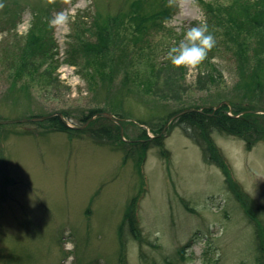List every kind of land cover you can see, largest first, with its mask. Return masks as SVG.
<instances>
[{"label": "rangeland", "instance_id": "rangeland-1", "mask_svg": "<svg viewBox=\"0 0 264 264\" xmlns=\"http://www.w3.org/2000/svg\"><path fill=\"white\" fill-rule=\"evenodd\" d=\"M124 2L0 0V264H119V226L136 195L142 197L138 212L150 240L143 247L149 262L259 264L254 227L226 187L222 170L204 160L201 147L181 126L169 131L178 112L166 121L172 110L214 103L222 93H234L239 79L234 58L224 48L214 53L213 61L223 73L218 86L197 66L186 68L178 84L162 82V95H168L163 98L137 88L153 71L148 62L169 60L168 52L190 28L206 24L198 0H175L178 11L165 29L150 37V53L145 56L142 51L130 66L137 79L124 82L122 71L114 92L107 95L115 100L120 92L123 109L106 104V91L97 88L100 67H91L73 48L79 25L90 26L97 10L118 12ZM8 9L18 12L15 23L9 21ZM58 13L67 19L51 28L60 50L57 69L47 70L48 66L34 62L20 69L16 58L4 54L16 37L28 34L36 18L49 24ZM93 108L120 120L123 140H138L141 128H147L151 139L162 137L170 158H162L160 147L149 149L143 178L137 158L124 160L127 152L91 135L96 115L89 120L83 115ZM65 110L70 116L63 119L73 126L72 135L46 129L47 119L30 120ZM23 119L28 120L14 121ZM214 138L229 159L235 179L264 205V141L249 150L240 137L217 130ZM127 236L128 263L145 264L139 243Z\"/></svg>", "mask_w": 264, "mask_h": 264}, {"label": "trees", "instance_id": "trees-1", "mask_svg": "<svg viewBox=\"0 0 264 264\" xmlns=\"http://www.w3.org/2000/svg\"><path fill=\"white\" fill-rule=\"evenodd\" d=\"M198 1L205 10L208 31L216 39V45L209 52L208 58L199 65L202 75L204 74L214 86L222 83L223 73L213 59L214 53L224 48L234 58L239 79L233 87L234 93L231 92L226 96L222 93V96L214 103L191 107V110L181 113L173 121L169 131L175 126H181L184 133L201 147L204 160L222 170L226 187L239 202L254 227L258 263L264 264V205L251 196L235 179L229 159L214 138V132L217 130L240 137L249 150L258 142L264 141V113L254 111H264V0ZM177 7L175 0L171 4L169 0H125L118 12L112 13L108 10L103 13L97 10L90 26L79 25L76 33L78 41L73 50L75 55H83L91 67L96 66V69L100 67L98 72L101 74V80L97 88L98 92L100 89L106 91L103 96L106 104L123 109L124 96L120 92L118 99L116 97L113 100L112 96L108 97L114 92L118 76L124 71V82L128 80L134 82L137 79L130 67L135 64V56H141L142 51L145 56L150 53V37L155 31L165 29L166 23L177 13ZM7 13L9 21L15 23L18 12L8 9ZM52 33L51 27L48 22H44V18L43 20L36 18L28 34L16 37L13 43L4 48V54L13 59L16 58L20 69L34 62L48 66L47 70L53 71L57 69L61 60L57 58L60 51L59 44ZM222 44L223 47H221ZM148 60H151L150 56ZM74 63L79 64V62ZM148 64L153 71L146 75V79L137 88L140 89L142 86L143 90L152 91L162 98L168 96L164 95L165 93L162 95L165 91L162 90L163 86H159L162 82L163 85H174V83H180L186 76V67L175 68L170 60L161 63L148 62ZM123 66L126 67L125 70L122 69ZM168 72H173L170 78H167ZM44 74L41 73L40 76ZM86 74L90 73L86 71ZM92 78L94 79L93 76ZM95 84L98 85L96 81ZM166 87L171 88V86ZM128 91L134 90L129 88ZM226 99L230 101L229 104L223 102ZM221 102L223 103L217 107ZM181 110L184 109L170 111L166 121ZM104 112L107 111L93 108L89 114L83 115L84 120H89L96 115L89 128L91 135L103 143L111 142L114 149L127 152L124 160L129 156L137 158L139 173L143 178L144 163L149 149L160 147L162 158L163 156L170 158V150L165 147L162 137L151 139L147 128H141L143 132L138 136V140H123L122 123L110 119ZM62 115L70 116L68 110H65ZM46 121L48 122L46 129L63 131L71 135L74 132V128L68 126L66 120L58 114ZM123 126H125L124 123ZM153 130L160 131V129ZM130 151H132L131 154H129ZM141 199L140 195H136L128 203L125 218L119 226L121 243L119 264H129L127 242L130 238L127 235H132L131 241L135 240L139 243L142 261L145 264H156L154 260L149 262V256L143 248L150 243V240L140 225L138 208ZM183 201L193 211L184 198ZM184 252L185 249L182 248L181 253L184 254Z\"/></svg>", "mask_w": 264, "mask_h": 264}, {"label": "clouds", "instance_id": "clouds-1", "mask_svg": "<svg viewBox=\"0 0 264 264\" xmlns=\"http://www.w3.org/2000/svg\"><path fill=\"white\" fill-rule=\"evenodd\" d=\"M55 0H46L47 4ZM173 3V0H169ZM63 13H58L49 21V27L55 28L66 21ZM216 39L210 34L206 24H200L190 28L177 46H173L168 52V59L175 68H196L207 58L209 52L215 47Z\"/></svg>", "mask_w": 264, "mask_h": 264}, {"label": "water", "instance_id": "water-1", "mask_svg": "<svg viewBox=\"0 0 264 264\" xmlns=\"http://www.w3.org/2000/svg\"><path fill=\"white\" fill-rule=\"evenodd\" d=\"M217 107H219V106H217ZM189 110H191V109H184V110H182V111H180L179 113H177L176 115H174V117H176V116H178V115H180L181 113H184V112H186V111H189ZM255 112H262V113H264V111H259V110H254ZM56 114H58V115H60L62 118H63V115H62V113H60V112H53V113H50V114H47V115H42V116H34L33 118H31L30 120H35V121H43V120H45V119H49V118H51L52 116H54V115H56ZM104 114L106 115V116H108L109 118H111V119H114V120H116L117 122H119L120 123V120L118 119V118H116L115 116H113L111 113H108V112H104ZM91 119H93V117L91 118ZM26 120H28V119H23V120H14V121H26ZM1 122V121H0ZM67 123V122H66ZM67 125L68 126H70V127H73L71 124H69V123H67ZM124 131H123V127L121 126V135H122V137H124L123 136V133Z\"/></svg>", "mask_w": 264, "mask_h": 264}]
</instances>
